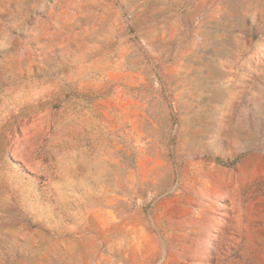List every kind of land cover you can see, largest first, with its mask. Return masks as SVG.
<instances>
[{
  "label": "rangeland",
  "instance_id": "obj_1",
  "mask_svg": "<svg viewBox=\"0 0 264 264\" xmlns=\"http://www.w3.org/2000/svg\"><path fill=\"white\" fill-rule=\"evenodd\" d=\"M0 264H264V0H0Z\"/></svg>",
  "mask_w": 264,
  "mask_h": 264
}]
</instances>
